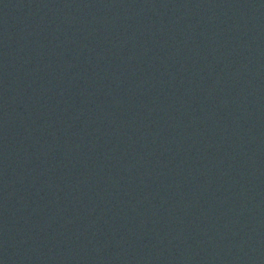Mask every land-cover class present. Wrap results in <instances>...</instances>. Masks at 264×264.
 <instances>
[{
	"label": "water",
	"instance_id": "1",
	"mask_svg": "<svg viewBox=\"0 0 264 264\" xmlns=\"http://www.w3.org/2000/svg\"><path fill=\"white\" fill-rule=\"evenodd\" d=\"M0 264H264V0H0Z\"/></svg>",
	"mask_w": 264,
	"mask_h": 264
}]
</instances>
